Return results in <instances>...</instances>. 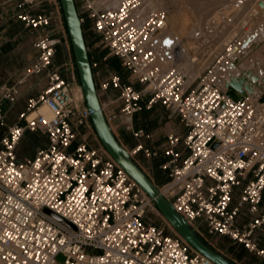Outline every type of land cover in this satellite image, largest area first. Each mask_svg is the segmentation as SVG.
<instances>
[{
  "label": "built area",
  "instance_id": "2783aa9c",
  "mask_svg": "<svg viewBox=\"0 0 264 264\" xmlns=\"http://www.w3.org/2000/svg\"><path fill=\"white\" fill-rule=\"evenodd\" d=\"M139 1L101 9L94 0H74L82 24L98 38L94 45L106 49L102 61L117 57L132 81L109 72L95 81L98 95L109 88L119 91L118 112L134 137L144 135L133 124L143 107L160 104L176 113L188 131L183 137L167 135L163 154L168 160L162 168L170 179L159 186L161 193L200 236L204 225L209 234L227 236L264 260V243H259L264 236V102L229 98L218 79L240 40L224 47L194 87H185L184 75L159 64L152 45L167 13L158 9L141 23L135 14ZM19 18L38 31L37 55L18 82L1 86L0 264H215L177 233L146 220L153 202L99 142L81 87L64 77L73 70V59L53 65L59 44L68 48L69 43L62 12ZM2 46L0 39V52ZM90 61L92 69L99 66L94 55ZM41 74L46 85L7 125L4 101L16 102L25 78ZM26 136L37 143L31 156L21 155ZM180 142L188 154L179 164ZM139 150L156 154L141 144ZM245 204L251 218L240 223ZM59 253L65 256L62 263L55 259Z\"/></svg>",
  "mask_w": 264,
  "mask_h": 264
},
{
  "label": "rangeland",
  "instance_id": "374dc122",
  "mask_svg": "<svg viewBox=\"0 0 264 264\" xmlns=\"http://www.w3.org/2000/svg\"><path fill=\"white\" fill-rule=\"evenodd\" d=\"M121 1L94 0V5L101 9L114 8ZM140 3L145 14L152 9L155 11L162 9L167 13V24L160 31L161 33H158L155 42L158 60L165 68L175 67L179 69L184 75L185 87H194L202 72L234 39L240 40L241 45L238 47V52L242 51V54L238 59L240 61L237 63V67L231 69L229 65L232 61H236L233 58L220 69L219 75L223 83H221L222 86L231 77H240L245 74L256 76V81L258 80L264 86L263 0H140ZM84 36L86 38L87 34L84 33ZM88 38H92V45L98 43V38L89 27ZM94 46L88 47L93 50L98 48L106 53V49L102 45L95 46V48ZM109 57L115 62V67H111L109 64L100 66V72L103 76L109 72H117L116 66H118L124 81L131 83L128 72L121 66L119 59L115 56ZM69 58L73 59L70 42L67 48L62 41L57 47L53 65L58 66ZM64 77L67 79L74 78L76 85L80 86L75 64L72 71L64 72ZM133 85L137 88L142 87L136 82H133ZM77 92H79L78 87ZM261 92H264V87L256 90L250 97L256 99ZM13 109L11 108L9 112ZM6 115L5 122L6 120H13V114L7 113ZM91 136L94 134L92 133ZM36 144L35 140L26 136L22 143L21 155H33ZM146 220L164 227L168 233H176L154 206L148 210ZM202 238L237 264H259L261 261L256 254L246 251L242 245L235 243L227 236L208 234ZM55 259L62 263L65 256L59 253ZM261 263L264 264L263 261Z\"/></svg>",
  "mask_w": 264,
  "mask_h": 264
},
{
  "label": "crops",
  "instance_id": "0c3cea01",
  "mask_svg": "<svg viewBox=\"0 0 264 264\" xmlns=\"http://www.w3.org/2000/svg\"><path fill=\"white\" fill-rule=\"evenodd\" d=\"M58 11L62 12L58 0H38L31 4L24 3L23 0H0V39L3 41L0 52V94L2 85L16 83L25 75L26 69L34 62L37 55V50L33 46V43L38 35V31L25 27L19 15L22 13H30L32 15L45 13L54 16ZM86 34V43L92 47V38H88V32ZM104 64L107 65L106 63ZM93 73L95 81L104 77L100 72V64L97 68L93 69ZM45 85L46 78L44 74L25 78V81L19 86L21 95L16 102L10 104L4 101L3 103L5 118H7V113L14 115L13 120H6L7 125L17 119L18 114L27 106L28 99L35 97ZM118 95L119 91L113 88L99 93L103 111L112 131L119 141L130 151L144 172L158 186H162L170 179L169 170L162 168V164L168 160V157L163 154V146L167 135L173 133L183 137L186 135L188 128L176 113L164 108L160 104H154L150 108L143 107L141 111L134 114V127L142 129L144 132V135L141 137H134L131 131L125 128V120L118 112L120 102ZM11 108L14 109L9 112ZM1 131H5V128H1ZM139 144L152 152H156V154L146 155L142 150L135 152ZM177 150L179 152L178 163L180 164L188 154V150L182 142L178 144ZM236 199L237 191L234 194L232 204H235ZM241 212L239 222H247L251 218V215L246 204L243 205ZM208 234L206 227L203 225L201 237ZM259 243L260 245L264 243V236L262 234L259 235ZM262 261L264 262L261 259L259 264H263L261 263Z\"/></svg>",
  "mask_w": 264,
  "mask_h": 264
},
{
  "label": "water",
  "instance_id": "95a60500",
  "mask_svg": "<svg viewBox=\"0 0 264 264\" xmlns=\"http://www.w3.org/2000/svg\"><path fill=\"white\" fill-rule=\"evenodd\" d=\"M65 22L72 50L79 84L86 107L90 111V121L101 144L114 161L141 187L154 204V207L170 224L175 232L196 252L215 264H237L206 242L190 226L186 218L175 210L172 203L161 193L159 186L144 172L130 151L119 141L105 116L98 95L89 48L85 40L83 24L74 0H58ZM225 94L234 100L248 97L239 80L231 79L225 83ZM256 98L264 102V92ZM55 219L68 224L63 218L46 209Z\"/></svg>",
  "mask_w": 264,
  "mask_h": 264
},
{
  "label": "bare ground",
  "instance_id": "6f19581e",
  "mask_svg": "<svg viewBox=\"0 0 264 264\" xmlns=\"http://www.w3.org/2000/svg\"><path fill=\"white\" fill-rule=\"evenodd\" d=\"M263 2H264V0H263ZM120 4V3H119ZM118 4V5H119ZM117 5V6H118ZM116 6V7H117ZM258 6V5H257ZM259 7V6H258ZM115 8V7H114ZM154 9H152L151 11H149L147 14H145L144 13V10L142 9V4L140 3V1H139V5H138V7L136 8V10H135V14H138L139 16H140V19H141V23H144L146 20H147V18H148V16L151 14V13H153V12H155V10L153 11ZM157 11V10H156ZM150 13V14H149ZM147 15V16H146ZM167 24V23H166ZM160 31H162V29L161 30H159L158 31V33H161ZM157 36H158V34L156 35V37L153 39V42H152V45H153V47H154V49H155V52H156V54H157V50H156V47H155V42H156V38H157ZM238 50H239V48L238 47H236L235 49H233L231 52H230V58H229V60L231 61L233 58H235V59H233V60H236V61H232V63L231 64H229L230 66H231V69L234 67H237L238 66V64L237 63H239V61L240 60H238L239 59V57H240V55L242 54V51H239L238 52ZM157 57H158V55H157ZM228 60V61H229ZM227 61V62H228ZM158 62H159V64H160V61L158 60ZM226 62V63H227ZM225 64V63H224ZM223 64V65H224ZM223 65H221L220 66V68H219V71H220V69L222 68V66ZM230 66H228V67H230ZM228 67H227V69H228ZM173 68H175V67H173ZM177 69V68H176ZM179 70V69H178ZM180 71V70H179ZM230 71V70H229ZM218 75H219V73H218ZM218 79H219V85L222 83L221 82V77H220V75L218 76ZM231 79H236V80H239L240 81V84L242 85V89H243V91H244V93H247V95H248V97H250L253 93H255L256 92V90H259V89H262V87H264L263 86V84L261 83V82H259L258 80L256 81V76H253V75H249V74H245V75H242V76H240V77H235V76H233V77H231ZM230 79V80H231ZM230 80H227V81H230ZM184 83H185V79H184ZM223 84V83H222ZM222 84L220 85V86H222ZM184 86H185V84H184ZM225 88H226V86H225V84H224V86H222V89H224L225 90ZM82 91V90H81ZM79 93L80 92H77V94L79 95ZM257 94H258V92H257ZM253 96H255V95H253ZM252 97V96H251ZM40 110L42 111V112H47V109H46V107L45 106H42L41 108H40ZM170 225V224H169ZM171 227V226H170Z\"/></svg>",
  "mask_w": 264,
  "mask_h": 264
},
{
  "label": "trees",
  "instance_id": "16d2710c",
  "mask_svg": "<svg viewBox=\"0 0 264 264\" xmlns=\"http://www.w3.org/2000/svg\"><path fill=\"white\" fill-rule=\"evenodd\" d=\"M86 27L88 28V25L83 24L84 33L88 32V29ZM103 54H104V50H100L98 48H95L93 51H89L90 58L92 55H94L99 60L100 66H102V65H104V63H106L107 65L109 64L111 67H115V62L113 61V59L111 57H109L106 61H102L101 58H102ZM116 70L120 74L122 79L124 80V77L121 73V69L118 66H116Z\"/></svg>",
  "mask_w": 264,
  "mask_h": 264
},
{
  "label": "snow or ice",
  "instance_id": "6c2138e0",
  "mask_svg": "<svg viewBox=\"0 0 264 264\" xmlns=\"http://www.w3.org/2000/svg\"><path fill=\"white\" fill-rule=\"evenodd\" d=\"M19 134V133H18Z\"/></svg>",
  "mask_w": 264,
  "mask_h": 264
}]
</instances>
